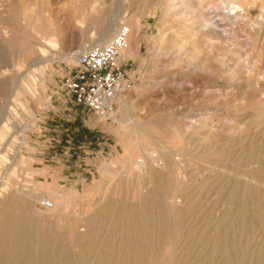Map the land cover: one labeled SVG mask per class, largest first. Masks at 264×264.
Here are the masks:
<instances>
[{
	"label": "rangeland",
	"instance_id": "1",
	"mask_svg": "<svg viewBox=\"0 0 264 264\" xmlns=\"http://www.w3.org/2000/svg\"><path fill=\"white\" fill-rule=\"evenodd\" d=\"M232 2L240 4L244 13L224 17L226 6ZM106 3L103 12H98L97 0H0V156L6 158L3 163L0 158V215L3 203L7 205L5 197L10 195L15 196V212L30 219L33 235L47 229L46 232L55 234L61 231L59 235L63 237L69 222L79 219L78 225L73 222L80 237L77 245L70 246L66 236L62 238L67 244L63 247L61 242L66 249L65 257H70L67 264H74L76 256L82 258L81 264H144L151 257L147 262L153 264H264V184L245 177L244 168L239 166L250 160L251 152L264 158V0H204L206 7L218 5V15L223 19L210 31L213 43L207 42L216 47L222 63L208 61L213 68L206 71L200 62L196 68H190L189 55L183 49L171 48L167 42L172 37L180 39L187 30L181 18L183 11L173 17L168 15L167 0H106ZM89 14L92 20L82 19ZM185 14L189 16L190 11ZM108 21L131 23L130 37L135 30L138 48L131 57L130 44L120 59L130 84L129 90L122 94L126 99L123 107L117 101V111L101 118L75 104L63 81L76 63V53L91 41L105 38L101 35ZM135 22L137 29L131 28ZM46 31L53 33L56 44L42 47L48 56L53 53L54 60L37 66L34 58L38 56V42ZM163 36L161 42L159 38ZM198 40L204 43L202 38ZM30 50L34 53L28 55ZM204 55L202 51L199 61ZM236 64L238 68H234ZM167 72L173 76L166 77ZM198 114L212 117L215 124L231 126L229 132L217 137L228 139L229 144L217 159L228 158L234 163L231 169L198 170V162L210 160L212 152L207 151L198 159L200 151L195 145L199 142H194L198 139H188L183 127L184 122ZM214 139L204 145L214 144ZM169 152L177 156L169 157ZM161 155L167 159L166 168L174 167L167 163L170 159L181 161L178 171L182 170L186 179L192 177L190 187L173 190L154 185L153 190L162 197L155 200V205L153 200L150 202L153 206L145 216L147 220L140 222L148 228L133 230L132 240L122 232L108 229L109 220L105 214L102 217L103 213L95 219L93 242L83 237L87 230L83 218L88 214L89 204L100 206L117 199L124 209H140L138 202L129 196L133 183L126 180V169L138 166L146 170L149 159ZM132 156L137 157L129 164ZM158 172V176L167 175ZM119 174L124 175V182L121 188H116L110 182ZM239 184H248L252 191L251 200L243 204L238 198ZM44 199L50 200L53 207L45 210L41 204ZM56 212L63 215L61 228L55 226ZM122 212L121 217H127L125 210ZM145 230L151 237L149 245L144 238ZM105 243L111 244L114 255L102 252ZM17 248L10 260L22 257V246ZM135 252L141 257L140 262L132 260ZM6 263L2 259L0 264Z\"/></svg>",
	"mask_w": 264,
	"mask_h": 264
},
{
	"label": "bare ground",
	"instance_id": "2",
	"mask_svg": "<svg viewBox=\"0 0 264 264\" xmlns=\"http://www.w3.org/2000/svg\"><path fill=\"white\" fill-rule=\"evenodd\" d=\"M99 1V8H98V12L99 11H102L103 8L105 7V3H106V0H97ZM109 1V0H108ZM168 3L166 4V9L168 10V15H170L171 17H173L176 13H179V12H182L183 11V14L181 15V18H183L184 20V26L185 28H187V30L183 33V35L181 36L180 39H177V38H170L167 42L171 45L170 47L171 48H178V50L180 49H183L184 53L186 52L187 55H189L188 57L190 58V61H192L190 68H196L198 66V63L200 62V65L202 63V67L203 69H205L204 71H206V69L210 70V68H213V65L210 64V62L208 61H215L216 63L218 62H221L222 60L220 59V53L217 52V49L216 47H213L212 45H209L207 42H212V39L214 37H212V34H211V30H215L219 24L221 23V21L223 20L222 18L219 17L218 15V9H217V6L216 4H210L209 6L206 7V5L204 4V0H167ZM90 2V1H89ZM87 2V3H89ZM123 2V0H122ZM86 3V5H87ZM236 3V2H235ZM234 2H232L230 5H227L226 9L224 11H226L227 14H223L224 17H227V15H231V14H242L244 13V8L240 5V4H235ZM90 4V3H89ZM107 4V3H106ZM83 5V4H82ZM81 5V6H82ZM85 5V6H86ZM124 5V4H123ZM221 5V4H220ZM89 7V6H88ZM88 7H85V10H89ZM77 8V7H76ZM94 8H97L96 5L94 6ZM189 10L190 11V14L188 16V14H185L186 11ZM84 11V10H83ZM82 11V12H83ZM103 12V11H102ZM97 14V13H96ZM94 15V14H93ZM99 16V15H98ZM188 16V17H187ZM91 17V14L89 15H84L82 17L83 20H92ZM93 18H95V16H92ZM222 19V20H221ZM133 21V19H132ZM104 24V23H103ZM128 26H131V23H126ZM121 25V23L119 21H108V23L104 26V29L102 30V35H101V38H104V39H101L95 43H93V41L90 42V44H97V43H103L104 41H106L108 38H110L114 33H115V30L118 29V27ZM47 27V26H46ZM50 27V26H49ZM138 25L137 23L135 22L133 24V26L131 28H135L137 29ZM44 30V29H43ZM131 30V29H130ZM207 30V31H206ZM224 30V29H223ZM52 34L51 32H48L46 31V33L44 34V37L43 39L41 38V40L38 42L39 43V48H37L36 52L38 54V56L36 57V59L34 58L35 63L34 64H39V63H44L45 61L47 60H54L53 59V53L50 54L48 56L47 52H46V49L43 48L42 46L43 45H51L53 46L55 43V40L53 39L52 37ZM131 34V33H130ZM107 36V37H106ZM173 36V34H172ZM193 36V37H192ZM100 37V36H99ZM133 37V38H131ZM131 40H130V51H128V55L129 56H134L137 52V48H138V39H137V32L134 30V33L131 35ZM202 38L204 40V43H201L198 38ZM164 36L163 37H160L159 40L161 42L164 41ZM226 40V37L224 39H222V42H225ZM159 41V42H160ZM206 42V43H205ZM161 44V43H160ZM225 44V43H224ZM169 47V46H168ZM129 48V47H128ZM127 48V49H128ZM161 48V47H160ZM163 49V48H161ZM169 49V48H167ZM177 50V49H176ZM202 51L205 52V55H204V58L201 59V61H199V57L202 53ZM34 52H32L31 50L28 51V55L32 54ZM77 54V53H76ZM76 57V55H75ZM186 57V56H185ZM55 58V57H54ZM56 59V58H55ZM222 63V62H221ZM171 65V64H169ZM169 65H164L165 67L166 66H169ZM38 66V65H37ZM238 64L234 65V68H238ZM201 67V68H202ZM199 68V67H198ZM207 70V71H208ZM214 70V69H213ZM234 71V69H232ZM166 71V70H165ZM252 70L250 69L249 71H247L248 73H250ZM164 74V73H163ZM172 75V72H167L165 74L166 77H170ZM173 76V75H172ZM182 76V75H181ZM184 78V77H183ZM32 80V79H31ZM186 80V79H185ZM247 80V79H246ZM35 81V80H34ZM187 81V80H186ZM185 82V81H184ZM161 84V81L158 82V85ZM263 98V97H262ZM126 99L124 97H122V95L118 98V102L120 104L121 107H123L124 103H125ZM8 106V105H7ZM157 109V108H156ZM14 113H10V116H12ZM3 115V114H2ZM208 116V115H207ZM206 115H202V114H198V116H193V117H190L186 122H184L183 124V127H184V132H185V135L188 136V139H190L191 137H197L196 139H198L197 141H194V142H199V144L196 146L195 145V148L197 147V149L200 151L199 153V158H201L203 155V153L205 152H212L211 153V156L212 158H208V160H201L198 162L199 164V169L198 170H207L208 171H215V170H218V169H225V168H230L231 166H233L232 162H229L227 159L225 161H221V156L218 157L220 160L217 159V156L218 154L221 153V151L224 152V146L227 145L228 143V139L226 141H223L224 139L223 138H219L217 139L218 136H220L222 133H227V131L229 132V130H231V126L230 127H225L224 124H221L219 125L217 122V124L214 123V119H212V117H207ZM188 118V117H187ZM127 121V120H126ZM129 121V119H128ZM133 121V120H132ZM125 122V121H124ZM120 123H123V122H120ZM127 123V122H125ZM124 123V124H125ZM135 124V123H134ZM181 126V125H180ZM139 129L140 131H142V128L141 126H139ZM137 129V128H136ZM138 131V130H137ZM133 135V134H132ZM230 135V134H229ZM131 136V135H130ZM224 137V136H223ZM225 137H227V134H225ZM232 137V136H231ZM134 138V137H133ZM136 138V137H135ZM134 138V139H135ZM139 138V137H138ZM137 138V139H138ZM215 138L214 140V144L212 143H208L209 145H204V142L205 141H212V139ZM223 139V140H222ZM186 140V138H185ZM139 141V140H138ZM136 140V142H138ZM141 141V140H140ZM220 141H223L221 143H219ZM143 142V141H142ZM141 142V144H142ZM140 143V142H139ZM144 143V142H143ZM147 143V142H146ZM207 143V142H206ZM189 144V142H188ZM191 144V143H190ZM189 144V145H190ZM229 144V143H228ZM137 145V144H136ZM148 146V144H146ZM185 145V144H184ZM182 145V147L184 146ZM243 145V144H242ZM240 145V146H242ZM140 146V145H139ZM193 146V144L191 145ZM144 147V146H142ZM162 147V146H161ZM187 147V146H186ZM145 148H148V147H145ZM151 148V147H150ZM174 148V147H173ZM244 148V147H243ZM247 148V147H245ZM142 149V148H141ZM141 149H138L141 151ZM131 150V149H130ZM148 150V149H147ZM150 150V149H149ZM155 150V149H154ZM194 150V149H192ZM202 151V153H201ZM226 151V149H225ZM249 151V150H248ZM139 152V151H138ZM144 152V151H142ZM140 152V153H142ZM148 152V151H147ZM152 152V151H151ZM172 152V151H170ZM167 153L169 154V157L171 153ZM177 152V151H176ZM195 152V150H194ZM250 152V151H249ZM153 153V152H152ZM164 153V152H162ZM239 153V152H238ZM133 154V153H132ZM181 154V153H180ZM190 154V153H189ZM207 154V153H206ZM248 154V153H247ZM258 153H255L253 154L251 152L250 154V160H246L244 162H238L240 163L239 166L241 168H244L242 169V172L245 173V177H249L252 181L253 180H258L260 181L262 184H264V158H261L260 157V154L257 155ZM130 155V154H129ZM144 155V154H143ZM151 155V154H149ZM155 155V154H154ZM166 155V153H165ZM172 156L175 155V153L171 154ZM194 155V154H193ZM210 156V154H208ZM225 155V154H224ZM223 155V157H224ZM231 155V154H230ZM228 155V156H230ZM158 156V155H157ZM177 156V155H175ZM184 156V155H183ZM196 156V155H195ZM206 156V155H205ZM204 156V158H205ZM210 156V157H211ZM232 156V155H231ZM235 156V155H234ZM262 156V155H261ZM127 157V156H125ZM137 156H134V158H136ZM152 157V156H151ZM166 157V156H165ZM186 157V156H184ZM189 157V156H188ZM193 157V156H192ZM226 157V156H225ZM264 157V155H263ZM1 158V163L5 162L6 158L5 156H0ZM133 156L128 159V163H132V159ZM139 158V157H138ZM137 158V159H138ZM178 158V157H177ZM187 158V157H186ZM196 158V157H195ZM126 159V158H125ZM142 159V158H141ZM188 159V158H187ZM186 159V160H187ZM191 159V158H189ZM140 160V159H139ZM144 160L146 161V158H144ZM167 160V159H166ZM166 160L164 159V157L161 155L160 157H157V159H153V157L151 159H149V161L147 162V169L144 170L143 168H140V167H135L136 169H126V172H127V175H125L123 173V169H122V173L127 176L126 177V180H131V182L133 183V191H132V195L130 194L129 196L132 197V199L136 200L140 207V209H135L134 208H127V209H124L123 206H122V203L119 202V201H116L114 200L115 202H106L104 203L103 202V205H100L98 206L97 204H89L88 208H86V211H88L87 213V216L86 218L84 217L83 219L86 221L85 224L83 225L84 227L87 228V230L85 229L84 233H83V237H87L90 241L93 242V239L95 238L94 235V225H95V219L98 218L99 216H101L100 214L103 213L102 217L106 215V217L108 218V222H107V227L108 229H110L111 231L115 232V231H118V232H122L124 235V237H128L132 240V237H133V230L136 231V229H140V227H142L143 229L147 226H143L142 223L140 224V222H144L147 220L145 218V216L147 214H149L150 212V208L155 205L154 203L157 201V198H161V193H158L156 191L153 190V186L155 185H160V186H163L164 187H170L172 188L173 190L176 189V188H180V186L182 187H185V186H188L189 184H191L192 182L194 181H191L192 177H188L186 179V177H184L181 173H182V170L181 172L178 171L179 169V163L181 162L180 160H176L175 158L172 160L170 159V161H167L170 162L169 164L171 166H174L172 169L171 168H166ZM193 160V159H192ZM191 160V162H192ZM143 161V159H142ZM197 161V160H196ZM139 162V161H138ZM186 162V161H185ZM189 162V161H187ZM194 162V161H193ZM127 163V164H128ZM237 163V162H236ZM127 164H126V167H127ZM184 164V163H183ZM190 164V163H189ZM196 164V163H194ZM133 167H134V164H132ZM135 165H138V163H136ZM140 165V164H139ZM185 165V164H184ZM193 164H191L192 166ZM236 165V164H235ZM131 166V165H130ZM155 166H158L160 167V169H158L159 171L161 170V173L164 172V174L166 173V177H162V176H158V170L155 168ZM181 166V165H180ZM190 166V165H189ZM194 166V165H193ZM143 167V166H142ZM182 167V166H181ZM184 168H186V165L183 166ZM197 167V168H198ZM124 168V167H123ZM146 168V167H145ZM175 168V169H174ZM195 168V167H194ZM193 168V169H194ZM245 168H249V171L248 170H245ZM191 169V170H193ZM231 169V168H230ZM189 170V169H188ZM223 171V170H222ZM225 171V170H224ZM227 171V170H226ZM225 171V172H226ZM248 171V173L246 172ZM125 172V173H126ZM190 172V170H189ZM187 172V173H189ZM203 172V171H202ZM206 172V171H205ZM120 173V172H119ZM185 174V172H183ZM191 173V172H190ZM214 173V172H213ZM121 175L120 174L118 175L119 177H117L115 179V177L112 179V181L110 182L111 185L113 186H116V188L120 187V185L123 186V182H124V179L122 176L124 175ZM192 174V173H191ZM217 174V173H216ZM220 174V173H219ZM230 174V173H229ZM241 174V173H240ZM117 175V174H116ZM188 175V174H187ZM242 175V174H241ZM189 176V175H188ZM230 176V175H229ZM213 177V176H212ZM243 177H244V174H243ZM240 177L239 180L242 182H245V177ZM215 178V177H214ZM205 179V178H204ZM206 179H209L206 178ZM212 179V178H211ZM209 179V180H211ZM219 180V179H218ZM218 180H215L214 181L218 182ZM247 180V179H246ZM227 181V179H226ZM196 182V181H195ZM209 182V181H208ZM213 182V180H212ZM247 182V181H246ZM253 182H256V181H253ZM259 182V183H260ZM202 183V182H201ZM210 183V182H209ZM208 183V185H209ZM214 183V182H213ZM213 183H210L211 185ZM225 183V182H224ZM127 184V183H125ZM205 184V183H204ZM207 184V183H206ZM215 184V183H214ZM121 186V187H122ZM193 186V185H192ZM213 186V185H212ZM263 186V185H262ZM120 187V188H121ZM147 187L149 188L146 192H145V189H147ZM190 187V186H188ZM132 188V187H131ZM250 188V187H249ZM248 188V184L247 185H244V184H239V190H238V198H241V204L245 203L246 201L248 202L249 198H250V193L252 191H250ZM170 189V190H172ZM224 189V188H223ZM17 190V189H16ZM121 190V189H120ZM160 190V189H159ZM186 190V189H185ZM13 191V190H12ZM166 191V189H165ZM201 191V190H200ZM16 192V191H15ZM176 192V191H175ZM237 192V191H236ZM3 193V192H2ZM1 193V194H2ZM130 193V192H129ZM173 193V192H172ZM177 193V192H176ZM5 195V193H3ZM164 194V192H163ZM174 194V193H173ZM252 194V193H251ZM254 194V193H253ZM9 195V194H8ZM7 195V196H8ZM176 195V194H175ZM19 197V194L17 195ZM169 196V195H168ZM167 196V197H168ZM171 196V195H170ZM169 196V198H170ZM174 196V195H173ZM10 197V195H9ZM9 197H5L6 200V203H3L4 206L2 207L3 209L1 210V215H0V263L2 261V259H4L5 262H7L6 264H67V261L70 259V257L68 256L65 257V253H66V249H63L61 246V242L62 240L64 239V237L66 236L67 238V241H68V244L71 246H73V244L77 245L78 241L80 240V237H78L75 233V225L74 223H76L77 221L74 220L72 223L69 222L70 224L67 226V229L64 228L66 231V235H64L63 237H61L63 234H61V236L59 235L60 232H58L59 234H55V232H49L50 230H48L46 232L45 230V233H43L42 231V234H36V235H33L31 233V231L33 230L32 228H30L31 226V223H30V219H26L24 217V213L25 211H23L21 214L20 212H15V207L16 204L13 203V197L15 196H11L10 198ZM31 197V196H30ZM111 197V196H110ZM113 197V196H112ZM166 197V196H165ZM172 197V196H171ZM180 197V196H178ZM2 198V197H1ZM164 198V197H163ZM253 198V197H252ZM31 199V198H30ZM166 199V198H165ZM171 199V198H170ZM2 200V199H1ZM4 200V198H3ZM44 200H47V201H50L48 199H44ZM153 200V205L150 203L151 201ZM156 200V201H155ZM168 200V199H167ZM174 199H172L171 201H173ZM251 200V198H250ZM5 201V200H4ZM170 201V200H169ZM170 201V202H171ZM1 202V201H0ZM17 202V201H16ZM150 205H149V203ZM51 205L50 206H44L45 207V210H47L46 208H52L53 207V203L50 201ZM125 203V202H124ZM159 203V202H158ZM172 203V202H171ZM176 203V202H175ZM1 204V203H0ZM128 204V203H127ZM173 204V203H172ZM19 206V205H18ZM156 206H157V203H156ZM175 206V205H174ZM17 207V206H16ZM160 207V206H159ZM21 208V207H20ZM19 208V209H20ZM125 210V212L127 213V217H123L124 213L122 211H124L123 209ZM241 208V207H240ZM1 209V208H0ZM14 209V210H13ZM58 209V208H57ZM26 210V209H24ZM157 210V209H156ZM55 211V210H54ZM36 212V211H35ZM44 212V211H43ZM60 212V211H59ZM123 213L121 215H123L121 217V215L119 213ZM40 214V213H39ZM42 214V213H41ZM45 214V213H44ZM42 214V215H44ZM52 214V213H51ZM51 214L49 215L48 213V216H51ZM58 213L56 212V215ZM62 214V213H61ZM105 214V215H104ZM151 214V213H150ZM153 214V213H152ZM178 214H179V211H178ZM161 215V214H160ZM159 215V216H160ZM25 216H27L25 214ZM54 216V215H52ZM63 216V215H62ZM60 214H58L57 216V219L58 220V224H55L58 225V227H62L63 226V220H62V217ZM98 216V217H97ZM157 216V215H156ZM28 217V216H27ZM43 217V216H42ZM72 217V216H71ZM74 217V216H73ZM105 217V218H106ZM55 219V217H53ZM70 218V217H69ZM78 218V217H77ZM148 218V217H147ZM52 219V217H51ZM103 219V218H102ZM183 219V218H182ZM42 220V219H41ZM45 220V219H44ZM53 220V219H52ZM69 221V219H68ZM97 221V220H96ZM34 222V221H33ZM63 222V223H62ZM82 222V221H81ZM84 222V221H83ZM52 223V222H51ZM50 223V224H51ZM78 225V223H76ZM82 224V223H81ZM48 225V223L46 224V226ZM62 225V226H61ZM40 226V225H39ZM44 226V225H43ZM52 226V225H51ZM96 227V226H95ZM98 227V226H97ZM42 228V227H41ZM46 228V227H45ZM81 228V227H80ZM148 228V227H146ZM37 229V227H36ZM43 229V228H42ZM51 229V228H50ZM156 229V228H155ZM52 230V229H51ZM157 230V229H156ZM35 231L37 232V230H34V233ZM39 231V230H38ZM54 231V230H52ZM141 231V230H140ZM64 232V233H65ZM116 232V233H118ZM148 230L146 231L145 230V237L146 238V245L150 244V240L148 239L150 236L149 234L147 233ZM54 233V234H53ZM121 233V234H122ZM137 233V232H136ZM191 233V232H189ZM39 235V236H38ZM168 236V235H167ZM171 236V235H170ZM63 238V239H62ZM151 238V237H150ZM163 238H166V236L164 235ZM163 238H162V242H163ZM173 238V237H172ZM177 238V237H176ZM129 239V240H130ZM134 239V238H133ZM137 240V239H135ZM134 240V241H135ZM66 241V242H67ZM150 241V242H149ZM165 241V240H164ZM63 242H65V240H63ZM62 242V243H63ZM133 242V241H132ZM161 242V243H162ZM168 242V241H167ZM89 243V242H88ZM152 243V242H151ZM166 243V242H165ZM170 242H168L169 244ZM91 244V243H89ZM101 244V241L100 243ZM137 244V243H136ZM164 244V243H163ZM17 245L20 247L22 246L23 248V251H22V257H19L20 259L19 260H10L9 259V256H12V255H15L14 254V250L17 248ZM64 245V243H63ZM67 244H65L63 247H65ZM134 245V244H133ZM153 245V244H152ZM170 245V244H169ZM141 246V245H140ZM67 247V246H66ZM153 247V246H152ZM151 247V248H152ZM164 247V246H163ZM170 247V246H169ZM167 246V248H169ZM214 247V246H213ZM212 247V248H213ZM225 247V246H224ZM32 248H35V253L32 251ZM102 252L103 253H107L109 255H111L112 251H113V248L111 246V244L109 243H105V244H102ZM222 248V247H221ZM18 249V248H17ZM65 250V251H64ZM141 250V249H140ZM148 250H150L148 248ZM165 250H168L166 249V246H165ZM119 251V250H118ZM153 251V250H152ZM152 251H149V252H152ZM20 252V250H19ZM100 252V251H99ZM121 252V251H120ZM154 252V251H153ZM16 253V252H15ZM18 253V252H17ZM114 253V252H113ZM112 253V254H113ZM224 253V252H223ZM21 254V252L19 253ZM150 253H148V256L151 257V254L149 255ZM155 254V252H154ZM199 254V253H198ZM114 255V254H113ZM139 255V254H138ZM138 255L135 254L133 255L132 257V260L134 262L138 261L140 262V258H138ZM184 255V254H183ZM142 256V255H141ZM147 256V257H148ZM65 257V259L63 258ZM143 258V257H142ZM146 258V257H145ZM152 258V257H151ZM149 258V259H151ZM18 259V258H17ZM68 259V260H67ZM81 259L80 257H77L76 258H73V263L75 264H81ZM123 259V258H122ZM137 259V260H136ZM148 258H146L145 260V263H148L147 260ZM67 260V261H66ZM105 260V259H104ZM72 261H69L68 263L72 262ZM110 261V260H108ZM155 261V260H154ZM151 262H149L148 264H150ZM153 264V262L151 263Z\"/></svg>",
	"mask_w": 264,
	"mask_h": 264
},
{
	"label": "built area",
	"instance_id": "3",
	"mask_svg": "<svg viewBox=\"0 0 264 264\" xmlns=\"http://www.w3.org/2000/svg\"><path fill=\"white\" fill-rule=\"evenodd\" d=\"M130 27L121 24L103 43L86 45L76 55V63L63 84L77 105L97 117H109L117 111L118 98L130 88L120 63L129 47ZM43 206L50 201L42 200Z\"/></svg>",
	"mask_w": 264,
	"mask_h": 264
}]
</instances>
